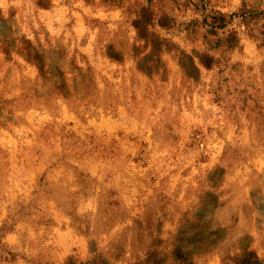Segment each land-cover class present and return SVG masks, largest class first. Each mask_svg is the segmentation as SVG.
I'll use <instances>...</instances> for the list:
<instances>
[{
	"label": "rangeland",
	"instance_id": "374dc122",
	"mask_svg": "<svg viewBox=\"0 0 264 264\" xmlns=\"http://www.w3.org/2000/svg\"><path fill=\"white\" fill-rule=\"evenodd\" d=\"M0 264H264V0H0Z\"/></svg>",
	"mask_w": 264,
	"mask_h": 264
}]
</instances>
